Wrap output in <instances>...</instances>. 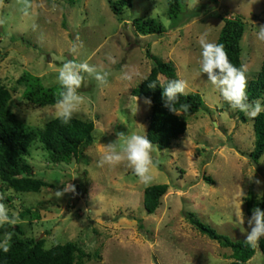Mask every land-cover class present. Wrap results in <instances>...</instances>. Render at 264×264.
Here are the masks:
<instances>
[{
	"label": "rangeland",
	"instance_id": "1",
	"mask_svg": "<svg viewBox=\"0 0 264 264\" xmlns=\"http://www.w3.org/2000/svg\"><path fill=\"white\" fill-rule=\"evenodd\" d=\"M115 1V0H112ZM2 0L0 18V83L11 93V111L25 123L42 127L56 117L55 106L37 107L23 99L24 86L17 80L29 73L45 87L59 84L58 70L68 60L87 61L111 74L103 87L86 75L78 90L84 98L74 117L94 123L93 143L82 150V158L70 164H52L38 142L30 148L27 161L37 178L53 184L39 193H13L9 212L17 218L28 237L45 240V248L72 241L91 258L84 264H225L230 250L209 240L187 220L194 214L202 223L233 241H245L247 219L244 198L249 188L256 200L264 194V154L254 164L248 154L254 146L252 120L224 101L219 90L200 72L198 38L216 42L224 19L240 16L245 31L240 42L242 65L248 66V82L255 78L264 59V42L256 33L264 25V0H184L180 26L170 29L165 0H133L120 17L110 10L109 0ZM194 5L189 7V4ZM53 5H56L53 8ZM153 18L162 23L161 36H141L132 21ZM33 24L37 25L35 30ZM79 37L78 55L69 48ZM171 62L176 78L187 82L186 93L198 94L201 109L186 118V131L168 149L156 145V166L151 185L167 184V193L154 214L143 209L144 185L123 162L115 167H98L102 145L118 139L117 133L145 135L151 106L138 100L133 114L131 88L148 74L152 65L147 55ZM111 56L116 63H111ZM139 73L131 82L122 81L123 70ZM161 81L164 78L160 76ZM246 119L244 123L241 119ZM213 181L209 185L204 181ZM259 180L258 185L254 181ZM68 184L75 193L55 196ZM245 232L237 212L241 203ZM33 207L39 218L19 220L23 209ZM87 210V212H86ZM98 254V258L94 255ZM248 264H264L258 247Z\"/></svg>",
	"mask_w": 264,
	"mask_h": 264
},
{
	"label": "trees",
	"instance_id": "2",
	"mask_svg": "<svg viewBox=\"0 0 264 264\" xmlns=\"http://www.w3.org/2000/svg\"><path fill=\"white\" fill-rule=\"evenodd\" d=\"M133 0H109L111 12L120 17L126 8H131ZM217 2V0H213ZM166 17L170 21V29L180 26L181 16L185 12L184 0H165ZM132 25L137 34L141 36L157 35L165 33V27L153 18H136ZM245 31V23L240 16L224 19V24L219 31L215 43L223 44L229 60L237 67L242 65L241 46ZM147 55L152 62L147 80H142L137 86L131 88L130 95L144 100H151V110L146 128V136L161 149H168L174 140L179 139L186 131V118L196 114L202 107V101L198 94H187L180 97L176 104L179 109L181 104L190 105L187 112L181 115L174 114L164 107L162 96L163 88L157 85L155 89L148 84L156 80L157 76L168 80L176 78V72L171 62H164L158 57ZM17 84L23 85L22 97L27 102L37 107L55 106L58 93L61 90L59 84L45 87L39 77L24 73ZM249 101L259 99L264 104V59L255 78L247 84ZM11 93L5 85L0 83V194L8 208L13 199V193H39L43 188L52 189L49 184L34 173V167L27 161L32 145L38 142L40 149L47 153V159L52 164H70L73 160L82 158V150L93 143L94 123L73 116L69 124H63L59 119L53 118L42 127L31 126L20 120L10 107ZM243 122L246 119L241 116ZM254 132V146L248 154V158L258 164L264 154V112L252 120ZM204 181L213 185V181L205 177ZM167 184L148 186L143 191L142 205L148 215H152L161 205V198L167 193ZM12 191L8 196L5 192ZM246 214L251 215L254 207L264 210V194L260 200H256L254 190L249 188L244 198ZM23 209L18 214L19 220L31 221L39 218L33 207ZM10 216L12 214L9 212ZM188 222L194 226L200 234L211 241L217 242L222 248L230 250V262L225 264H248L255 254L256 248L250 247L244 241H233L229 237L217 233L212 227L202 223L194 214H187ZM11 232L12 240L10 249L5 253L0 249V264H84L85 259H90L91 254L86 253L77 243L68 241L45 248V240L28 237L23 226L16 224L0 227V240H3L5 232ZM258 249L264 254V238H261ZM98 258V254L94 255Z\"/></svg>",
	"mask_w": 264,
	"mask_h": 264
},
{
	"label": "clouds",
	"instance_id": "3",
	"mask_svg": "<svg viewBox=\"0 0 264 264\" xmlns=\"http://www.w3.org/2000/svg\"><path fill=\"white\" fill-rule=\"evenodd\" d=\"M199 0H197V4ZM24 7L22 11L25 15L29 14V9L32 4L29 0H23ZM2 0H0V7H2ZM191 3L189 7H193ZM56 5H53L55 8ZM6 24V19L0 18V26ZM37 25L33 24V29ZM256 33V39L264 42V25H261ZM208 33L201 34L198 38L201 47L200 72L207 75V80L215 86L224 101H226L231 109L238 110L250 119H256L262 112H264V104L259 99L249 101L247 94V72L248 66L241 65L237 67L229 60L227 51L223 44L210 42ZM83 47V42L79 37L76 42L71 45L69 52L72 55H78L79 50ZM111 63H116V60L111 56L108 57ZM110 72L103 67L92 65L87 61L77 62L76 60H68L63 63L62 67L58 70L57 80L61 86L58 97L55 102L56 117L63 124L67 125L72 120L74 114L81 110L84 103V98L79 94L78 90L85 82L86 75L94 78L98 85L107 87L109 85ZM139 73L135 70H123L120 76L122 81L131 82L134 77ZM144 80H147L145 77ZM159 85L163 88L162 96L164 98V107L170 112L181 115V112H187L190 105L181 104L180 108L176 107L180 97L187 95L186 88L187 82L183 79L168 80L166 83L161 81L157 76L156 80L151 81L148 87L155 89ZM134 110L133 114L138 111L139 97H133ZM146 105L151 106L150 98L145 97L143 101ZM118 139L106 145H102V154L98 161V167H115L123 162H127V166L132 169L134 174L138 177L139 181L144 185H151L154 177L152 169L156 166L153 160L152 152L154 150L153 143L147 138L146 135L139 134H125L118 132ZM256 184L261 182L257 179L254 181ZM74 185L68 184L62 191H56L57 198L62 197L66 192L75 193ZM4 200V195L0 194V201ZM241 203L237 212V219L241 232H245V218L241 211ZM87 212V210H86ZM17 218L10 216L8 206L0 202V227L4 225L15 226ZM248 231L246 233L245 243L252 248L259 246L261 238H264V210L259 207H254L251 216L247 219ZM12 233L5 232L3 240H0V249L7 253L10 249V241L12 240Z\"/></svg>",
	"mask_w": 264,
	"mask_h": 264
}]
</instances>
